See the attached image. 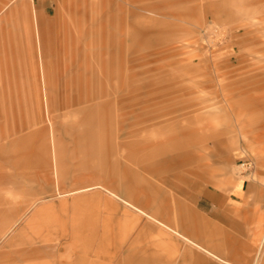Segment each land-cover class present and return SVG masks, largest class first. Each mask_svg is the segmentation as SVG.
Wrapping results in <instances>:
<instances>
[{
    "label": "rangeland",
    "instance_id": "374dc122",
    "mask_svg": "<svg viewBox=\"0 0 264 264\" xmlns=\"http://www.w3.org/2000/svg\"><path fill=\"white\" fill-rule=\"evenodd\" d=\"M263 79L264 0H0V264H252L223 214L238 183L264 209ZM150 165L165 220L210 254L100 189L71 192L101 175L140 194Z\"/></svg>",
    "mask_w": 264,
    "mask_h": 264
},
{
    "label": "crops",
    "instance_id": "0c3cea01",
    "mask_svg": "<svg viewBox=\"0 0 264 264\" xmlns=\"http://www.w3.org/2000/svg\"><path fill=\"white\" fill-rule=\"evenodd\" d=\"M45 5V3H44ZM264 80V79H263ZM246 81V80H245ZM258 82L260 81L257 80ZM262 82V81H261ZM264 82V81H263ZM259 89H264V83L259 86ZM251 90V89H247ZM239 117V123L237 125V131L242 134H247L245 131V114L242 111V109H239L238 113ZM237 142V136L233 137L229 143H236ZM255 144L260 146V136L256 135L253 137V141ZM160 144L155 141H148V146L150 147H156ZM257 146V147H259ZM177 160V159H176ZM175 159H171L167 163H172L174 165H180L177 168L174 169V171H171L173 175L181 176V174H185L189 177H196L198 174V170L192 166L191 159H187L185 161H176ZM168 161L165 160V162ZM164 162H159L157 164H160L162 166ZM185 164L184 166H181ZM126 168V167H124ZM158 166L156 165H150L147 166L145 169L147 179H145L144 186L145 190L140 192V194L134 195V187L131 185V182L128 178L122 177V178H108L103 177L101 175H96L95 178H93L94 181H97L94 184H91L89 186H78L85 180L87 177H83L82 179L75 182V189L71 191L72 193H79V192H85L90 191L94 189H100L107 193L110 197V200L107 199L109 204L112 206H115L116 203L111 199H117L124 203L125 206L128 208H131L134 212H136L139 216L146 218L148 223L151 225V229L159 228L163 230L164 232L174 235L178 238H181L182 240L191 243L195 247L199 248L200 250L204 251L205 253H209L207 249L203 248L199 244H197L195 241L188 238L185 233L178 231L176 228H173L171 226L170 220H165V212L171 207V198L172 195L166 194L165 189L162 185L166 183V179L162 182V184H159L157 182H154L155 178L160 175V173L157 171ZM126 173H129V168L127 167ZM170 173V174H171ZM176 176H174L176 178ZM88 179V178H87ZM143 181V180H142ZM78 186V187H77ZM235 186V193H236V204H233L230 206L229 210L226 211V213L223 214V221L227 222L232 227H239L242 226L244 229V235L247 237V243L248 246L245 248H242V243L247 244L245 240L241 242L240 248L237 246H233L231 249L236 252L242 253V255L246 258L252 259V264H264V232L259 240V233L261 231V225L262 220L264 218V209H262L260 212L257 211V204L259 202V199L256 197H253L248 192L244 190V188H240V184L238 183L237 186ZM121 193L125 194V198L121 197ZM206 200H213L210 199V197L206 196ZM174 203L182 210L186 209L189 210V218H192L194 215L191 208H189L185 203L174 200ZM201 214L205 213V220L207 222V225L209 223H212L213 220V211L212 214L208 212L200 211ZM181 217H185V214L181 213ZM135 221L134 218L129 217L128 220H126V227L132 228L133 222ZM148 228L143 229V233L147 232ZM258 239V241H257ZM256 245V249H254L253 245ZM252 253V254H251ZM214 256L217 260H220L221 262L225 264H230L228 261L221 259L218 256ZM260 259L263 260L262 263H260Z\"/></svg>",
    "mask_w": 264,
    "mask_h": 264
},
{
    "label": "built area",
    "instance_id": "2783aa9c",
    "mask_svg": "<svg viewBox=\"0 0 264 264\" xmlns=\"http://www.w3.org/2000/svg\"><path fill=\"white\" fill-rule=\"evenodd\" d=\"M240 168L243 173H249L253 171L254 165L251 161H245L240 165Z\"/></svg>",
    "mask_w": 264,
    "mask_h": 264
}]
</instances>
